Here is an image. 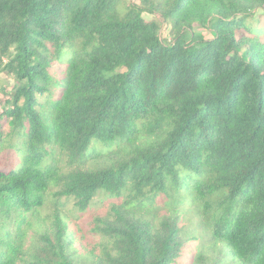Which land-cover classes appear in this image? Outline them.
Instances as JSON below:
<instances>
[{
	"label": "trees",
	"instance_id": "16d2710c",
	"mask_svg": "<svg viewBox=\"0 0 264 264\" xmlns=\"http://www.w3.org/2000/svg\"><path fill=\"white\" fill-rule=\"evenodd\" d=\"M0 73V264H83L61 201L102 192L90 264H175L179 194L191 264H264V0H0Z\"/></svg>",
	"mask_w": 264,
	"mask_h": 264
},
{
	"label": "rangeland",
	"instance_id": "374dc122",
	"mask_svg": "<svg viewBox=\"0 0 264 264\" xmlns=\"http://www.w3.org/2000/svg\"><path fill=\"white\" fill-rule=\"evenodd\" d=\"M125 1L132 2L134 0ZM144 18L148 21L158 20L157 18H154L150 15H145ZM162 28L163 37L165 39H168L167 26H163ZM198 31L203 32L201 30ZM203 34L207 38L211 37L207 32H204ZM64 69V64H57L52 71L53 76H55V78L60 81L64 77ZM14 84L15 82L11 76H9L7 73H0V111L7 99L6 95H4L2 92V89L10 90V88H12ZM3 156L7 157L8 159L11 157V159H9L7 162V165H9L10 167H15L17 161L18 163L19 161H21L20 158L9 152H5ZM54 158L61 161L60 153H55ZM186 195L187 201L185 203H178L180 207L179 226L181 228V236L184 240H186V246L175 264H191L198 255L205 252L207 248L204 247L210 245L209 238L204 232L203 227L200 223L199 215L194 209V204L191 203L188 199L189 195L179 194V196L175 195V198H177V200L181 197L184 199ZM119 202V199L102 192L95 198L94 202L85 212H79L74 208L75 205L72 200L61 201L60 212L64 218L65 223L69 227V234L72 238L73 250L77 255L76 257L83 264H90L94 259L91 256V253L97 251L95 249H99L100 245H103V243H105L102 238L94 236L91 233L90 230L92 225L94 224L96 219L107 218L110 214V208L114 204ZM169 202L170 201L167 197L163 195L157 196L156 202L154 204L155 208L153 210H150L152 212L158 211V219H156L157 223H159L160 214L162 216L170 215L168 211H165ZM51 211L52 209L49 208L43 213L45 216H48L51 214ZM151 218L152 216L150 215V219ZM0 232H2V227H0Z\"/></svg>",
	"mask_w": 264,
	"mask_h": 264
}]
</instances>
